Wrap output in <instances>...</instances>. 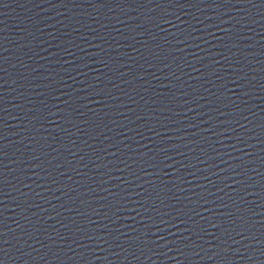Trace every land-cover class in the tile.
<instances>
[{
    "label": "water",
    "instance_id": "95a60500",
    "mask_svg": "<svg viewBox=\"0 0 264 264\" xmlns=\"http://www.w3.org/2000/svg\"><path fill=\"white\" fill-rule=\"evenodd\" d=\"M0 264H264V0H0Z\"/></svg>",
    "mask_w": 264,
    "mask_h": 264
}]
</instances>
